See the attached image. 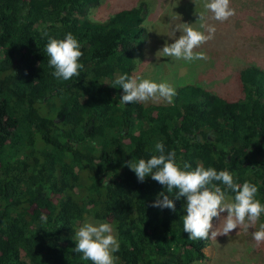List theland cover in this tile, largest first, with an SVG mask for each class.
<instances>
[{
	"label": "trees",
	"instance_id": "trees-1",
	"mask_svg": "<svg viewBox=\"0 0 264 264\" xmlns=\"http://www.w3.org/2000/svg\"><path fill=\"white\" fill-rule=\"evenodd\" d=\"M99 5L0 0V264H91L73 251L88 215L114 226L117 264L203 260L211 237L189 240L183 198L124 166L157 154V142L181 166L202 163L255 184L264 204V71L233 69L224 88L177 87L171 104H123L114 81L133 76L146 7L135 0L101 24L88 19ZM44 32L80 42L79 76L53 77ZM161 192L174 211L151 206Z\"/></svg>",
	"mask_w": 264,
	"mask_h": 264
},
{
	"label": "clouds",
	"instance_id": "clouds-1",
	"mask_svg": "<svg viewBox=\"0 0 264 264\" xmlns=\"http://www.w3.org/2000/svg\"><path fill=\"white\" fill-rule=\"evenodd\" d=\"M235 14V9L230 7V0H203V11L196 13V23H182L174 28L170 36L174 42H165L157 53L186 62L207 60L204 52H196L195 49L214 38L216 27L208 23V20L222 23ZM176 31L181 33L178 39L174 36ZM44 35L48 37L45 52L49 57V67L54 69L53 77L67 81L79 76L83 68L79 60L83 53L76 37L72 33H67L63 39L48 36L47 32ZM114 84L123 89L124 94L120 98L123 104L160 99L171 104L176 95L175 89L169 83H157L139 75H120ZM154 151L157 154L150 158L130 159L124 166L135 174L138 182L142 183L150 176L164 186L169 194L174 192L175 200L183 198L187 214L181 220L183 231L189 234V240L227 236L239 227L255 229L251 234L252 239L257 245L264 242V223H258L264 214V204L256 198L259 189L255 184L249 181L237 183L228 170L205 168L202 163L195 168L187 162L181 166L176 161L175 151L165 152L162 142L155 144ZM151 206L175 210L173 200L163 192L157 195ZM224 212H227V216L221 219L220 214ZM213 218L222 222V230H218L220 223L213 230ZM41 219L46 220V217L42 215ZM114 231V226L108 222L85 220L75 232L73 251L82 254V259L91 261V264H117L118 257L115 253L119 252L120 243Z\"/></svg>",
	"mask_w": 264,
	"mask_h": 264
},
{
	"label": "rangeland",
	"instance_id": "rangeland-1",
	"mask_svg": "<svg viewBox=\"0 0 264 264\" xmlns=\"http://www.w3.org/2000/svg\"><path fill=\"white\" fill-rule=\"evenodd\" d=\"M134 2L135 0H100L98 8L89 10L88 19L105 23L111 16L107 12L113 14ZM143 2L146 12L142 25L146 28L147 38L133 57V75L157 83L167 82L174 89L186 84L218 89L229 83L227 77L233 69L254 66L264 71V0H230V7L235 9L236 14L222 23L208 20V23L216 27L214 38L195 49L196 52H204L208 59L193 62L164 57L157 52L165 42H174L170 37L174 28L182 23H196V13L203 11V0ZM180 35L179 31L174 34L176 39ZM226 216L227 212L220 214L221 219ZM85 220L94 219L90 215L85 216L81 224L75 227V232ZM219 223L220 220L214 218L213 230ZM218 230H222V222ZM254 230L238 227L227 236L211 237L210 243L203 249L205 258L192 264H264V242L256 244L251 235Z\"/></svg>",
	"mask_w": 264,
	"mask_h": 264
}]
</instances>
